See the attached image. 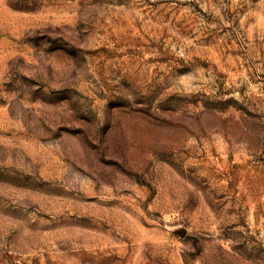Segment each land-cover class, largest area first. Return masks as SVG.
<instances>
[{"label": "rangeland", "instance_id": "rangeland-1", "mask_svg": "<svg viewBox=\"0 0 264 264\" xmlns=\"http://www.w3.org/2000/svg\"><path fill=\"white\" fill-rule=\"evenodd\" d=\"M0 264H264V0H0Z\"/></svg>", "mask_w": 264, "mask_h": 264}]
</instances>
